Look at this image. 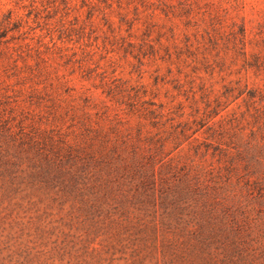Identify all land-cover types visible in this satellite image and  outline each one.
Returning <instances> with one entry per match:
<instances>
[{
	"label": "rangeland",
	"instance_id": "rangeland-1",
	"mask_svg": "<svg viewBox=\"0 0 264 264\" xmlns=\"http://www.w3.org/2000/svg\"><path fill=\"white\" fill-rule=\"evenodd\" d=\"M0 264H264V0H0Z\"/></svg>",
	"mask_w": 264,
	"mask_h": 264
},
{
	"label": "trees",
	"instance_id": "trees-1",
	"mask_svg": "<svg viewBox=\"0 0 264 264\" xmlns=\"http://www.w3.org/2000/svg\"><path fill=\"white\" fill-rule=\"evenodd\" d=\"M191 191H195L194 188L193 189L191 188ZM226 217L229 218L230 231H232V232H237L238 231L239 232L241 230V228L244 227L243 223L245 221H242V220L239 221L238 218L233 217L231 214H226ZM217 229H219V230L221 229L223 231V233H224V236L227 237L229 235V233H225L226 231H225V229L223 227H221V225H218L216 229L212 228L211 230L208 231V236L210 238L215 239Z\"/></svg>",
	"mask_w": 264,
	"mask_h": 264
}]
</instances>
